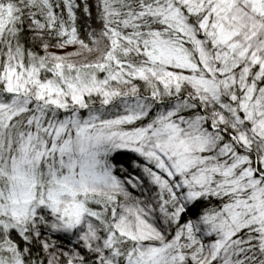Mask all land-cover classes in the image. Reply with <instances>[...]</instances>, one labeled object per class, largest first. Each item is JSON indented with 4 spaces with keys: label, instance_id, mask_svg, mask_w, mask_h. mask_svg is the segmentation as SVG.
Segmentation results:
<instances>
[{
    "label": "snow or ice",
    "instance_id": "obj_1",
    "mask_svg": "<svg viewBox=\"0 0 264 264\" xmlns=\"http://www.w3.org/2000/svg\"><path fill=\"white\" fill-rule=\"evenodd\" d=\"M0 264H264V0H0Z\"/></svg>",
    "mask_w": 264,
    "mask_h": 264
},
{
    "label": "trees",
    "instance_id": "obj_2",
    "mask_svg": "<svg viewBox=\"0 0 264 264\" xmlns=\"http://www.w3.org/2000/svg\"><path fill=\"white\" fill-rule=\"evenodd\" d=\"M121 159H123V160H125L127 162L129 159H135V156L133 154L129 153L128 156L122 157ZM126 167H129L130 171L132 170L127 163H126Z\"/></svg>",
    "mask_w": 264,
    "mask_h": 264
}]
</instances>
